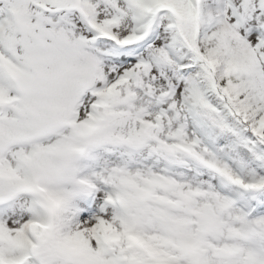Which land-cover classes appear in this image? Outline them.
Instances as JSON below:
<instances>
[{
    "label": "rangeland",
    "instance_id": "1",
    "mask_svg": "<svg viewBox=\"0 0 264 264\" xmlns=\"http://www.w3.org/2000/svg\"><path fill=\"white\" fill-rule=\"evenodd\" d=\"M193 1L202 31L172 51L161 25L134 35L143 6L180 0H0V264L20 254L22 238L36 256L20 264H264V246L240 232L242 195L227 197L250 186L248 142H230L227 124L202 132L178 67L195 62L191 52H214L247 72L241 96L263 128L264 0ZM85 134L81 183L70 152L88 144ZM35 171L50 203L64 197L56 211L26 189L40 181ZM254 199L264 215V190ZM52 211L51 228L29 226Z\"/></svg>",
    "mask_w": 264,
    "mask_h": 264
},
{
    "label": "trees",
    "instance_id": "2",
    "mask_svg": "<svg viewBox=\"0 0 264 264\" xmlns=\"http://www.w3.org/2000/svg\"><path fill=\"white\" fill-rule=\"evenodd\" d=\"M194 13V7L189 5L188 0H180L172 11L159 10L151 14L150 22L155 21L156 26H162L160 33L166 49L176 51L192 44V34L202 31L200 25L197 26ZM198 58L199 67L188 70L185 81H191L201 92V116L214 130L225 124L229 129L236 130V136L230 142H248L251 156L247 170L251 169L258 179L255 188L260 190L264 188V128L258 124L252 108H249L248 94L241 96L249 86V74L213 52H202ZM206 129L203 127V131ZM253 223L255 233L250 243L261 249L264 246V216ZM261 250L264 251V248Z\"/></svg>",
    "mask_w": 264,
    "mask_h": 264
}]
</instances>
